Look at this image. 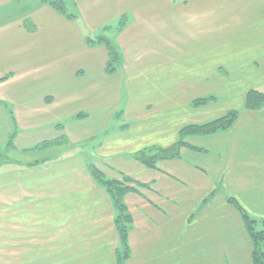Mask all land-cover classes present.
Returning a JSON list of instances; mask_svg holds the SVG:
<instances>
[{"label": "crops", "instance_id": "1", "mask_svg": "<svg viewBox=\"0 0 264 264\" xmlns=\"http://www.w3.org/2000/svg\"><path fill=\"white\" fill-rule=\"evenodd\" d=\"M64 1L75 19L40 0H0V77L13 73L0 84V143L12 130L8 103L18 126V151L63 136L69 147L33 168L0 166V261L11 249L22 256L19 261L33 264L111 256L119 245L113 205L89 173L84 154V145L96 142V151L111 154L109 169L143 185L125 199L134 224L129 235L134 256L127 264L136 259L142 264H253L243 224L237 248L215 247L208 238L175 237L171 231L185 217L209 210L219 202L215 197L237 198L233 188L242 191L239 198L247 192L264 198V107L250 111L241 105L231 129L187 138L194 149L183 148L179 158L160 161L154 169L131 158L135 140L128 136L138 126L144 130L141 112L152 103L163 105L160 136L147 140L152 146L177 143L179 129L171 123L183 121L186 112H192V124L211 121L208 111L189 103L217 95V85L231 86L216 78L217 54L227 55L236 70L264 64V58L248 56L264 54V0ZM16 4L15 15L3 13ZM123 17L128 24L115 41L107 27L113 29ZM243 28L251 33L233 38ZM94 35L114 40L122 59L116 74H106L105 47L87 43ZM237 54L242 59L234 63ZM120 105L130 122L123 129L112 127L113 136L102 140L114 123L107 124L106 114ZM123 133L127 136L120 137ZM89 219L100 221L88 228Z\"/></svg>", "mask_w": 264, "mask_h": 264}, {"label": "rangeland", "instance_id": "2", "mask_svg": "<svg viewBox=\"0 0 264 264\" xmlns=\"http://www.w3.org/2000/svg\"><path fill=\"white\" fill-rule=\"evenodd\" d=\"M24 1H32V0H24ZM14 4V2H12ZM11 3V4H12ZM25 3V2H23ZM19 7V4L14 5L13 7H8L6 9L3 10L4 12L8 13V17L10 18L11 16H13V14L15 15V12L17 11ZM20 9V7H19ZM226 10H229L226 9ZM4 14L3 16L7 15ZM219 15L221 13H218ZM223 14V13H222ZM228 15V13H227ZM1 18V17H0ZM5 20V18H3ZM124 30L122 31H113V33L111 35H113L115 41L117 40V36L122 33ZM237 32L239 35L233 38H241L244 37L248 34H250L251 32H249L247 29L243 28L240 29ZM253 37V36H251ZM91 40H96V36H92L90 37ZM108 39L113 43L114 40H112L111 37H108ZM236 45L238 44L237 41H231V45ZM220 46V45H219ZM256 47V46H255ZM249 59H251V57H259V59L262 57L264 58V54H249ZM242 59V55L237 54L235 57V60L233 61L235 62H239V60ZM232 60L229 59V57H227V55H220L217 54V64L215 66V74H216V78L217 80H229V83L231 84V86H224V85H217L216 86V94L215 96H210L207 97L206 99H208L209 101L206 103V105L203 106H199V107H192V104L196 101H192L190 104V107L192 109H196V110H201V111H208L210 113L211 117H214L211 121L213 120H217L220 119L224 116H226L227 114L233 112V111H238V107H240L241 105L244 104V108L246 106V100H247V95L250 91L253 90H259V92L264 94V85H259L262 82H264V64H261L260 61L258 62V60L254 64V68H250L248 71L246 68H242L239 70H236L235 67L232 65L230 67V63ZM232 62V63H233ZM262 62V61H261ZM229 63V64H228ZM263 63V62H262ZM247 73L246 77L245 74ZM13 73H9L6 74L5 76L0 77V79H4L5 77H9V79L7 81L4 82H8L12 79ZM228 78V79H226ZM4 82H0L4 83ZM229 84V85H230ZM261 86V87H260ZM223 88L228 89L229 91L227 92V94H225L223 92ZM6 106H8V115H9V121L11 123V128L12 130L8 133V135L6 136V138L3 140L2 143H0V166L2 164H7V165H11L12 163L15 164L17 163V165L19 167H23V168H33L36 167L38 164L40 163H44L47 161L48 157H52V155H59L60 152H62L67 147V144L64 146V143H66V139L65 137H61V139L55 140V141H43L39 144H37L36 146L29 148V149H25L22 152L17 150L16 147V138L18 135V126L16 123V119L14 116V112L13 109L10 108V105L8 103H5ZM148 105V103L146 104ZM122 105H120V110L119 111H110L108 112V114H106V122L108 124L109 121V125H111L112 122L113 126L109 127V130H107L104 134H103V139L105 138H110L113 136V129L116 128H120L123 129L124 127H126V125L130 122L128 120H125L123 118V114L124 112H122L121 110H123ZM147 110H152V113H145ZM144 109L142 113V119L143 121H146V123L144 124V126L142 125L141 127L144 128V130H140V126L136 127L135 132L133 131L132 133L135 134H131L128 136V140H135V143L133 144V147L130 149V154H131V158H133V160H135L137 163H139L140 165H142L143 167L147 168V169H152V168H148L147 165L144 164V162H141V160L139 159V157L142 159H147V157L153 156L156 153H159V149H168L173 147L174 145H176L177 143L170 145L168 148H164L161 147L160 145L157 146H152L150 143L147 142V140L149 138H154V137H159L160 134L159 132H157V129L161 128V122H160V113H161V109H163V105L161 103H156V104H149L147 107ZM154 110V111H153ZM184 110H187V106L185 105ZM245 110H247L245 108ZM192 113V112H191ZM191 113H187L183 116V121L180 120H174L171 124L172 126H174L176 129H179L178 131V141L180 140V136H179V132L181 129H183L186 126L189 125H195V124H204V123H208V122H202V123H195L192 124L190 123V121H192V114ZM239 113V112H238ZM79 115L77 116L78 119ZM111 120V121H110ZM236 122V121H235ZM235 122L231 125L230 128H228L225 131H228L229 129H231ZM190 123V124H189ZM170 125V123L168 124ZM63 124H59L56 126L58 133H62L63 132ZM150 127H152L153 129L151 130H155V132H152L150 130ZM130 131V130H128ZM145 133V134H144ZM217 134V133H215ZM212 134V135H215ZM124 137L127 136V134H122L120 135V137ZM211 135H193V136H189L184 138V142L187 138L190 137H208ZM145 140H143V139ZM101 139H99L98 141H100ZM101 140V141H102ZM143 141V143H142ZM91 145V146H90ZM70 146V145H68ZM74 145L70 146L71 148H73ZM87 149L85 154V158L89 161L88 163L90 165H93L103 176V178L106 181L109 182H121L124 183L126 182V179L130 180L126 183H128L129 186H133L136 189L137 188H142L143 185L139 182H137V180L130 178L127 175H120V178H114L113 176L109 175V174H117V171L109 169V167L106 166V164H109L108 162V156H110V153L107 154H103L101 150L96 151V148L94 149V147L96 146V142L93 144H86L84 145ZM189 147H191L190 145H187ZM54 150V153L52 152V149ZM183 148H187V147H182ZM180 149V150H181ZM190 149H194L193 147H191ZM157 151V152H156ZM192 151V150H191ZM102 153V154H101ZM51 155V156H50ZM62 155V154H61ZM170 160H174V159H170ZM161 160H159L158 162H160ZM157 162V163H158ZM97 163V164H96ZM156 163V165H157ZM21 164V165H19ZM155 165V167H156ZM15 166L9 167V168H14ZM110 170V171H109ZM112 172V173H111ZM108 173V175H107ZM118 175V176H119ZM135 193V192H134ZM230 193L236 195L237 198H233V197H227L224 196L221 199H218V197H215L216 201H219L218 203L212 205L210 207V209H205L204 212L201 215H194V217H191L189 220L185 219L182 221L183 223L180 225L179 228H177L176 230H172L171 234L172 236L175 237H183V238H198V239H210L215 241L216 246H220L221 244H226V248H231V245H234L237 248V245L240 244V239H242V233H243V229L241 227V224H243V227L245 228V225L243 223L242 217L239 214V212L237 210H235L230 204H228V200L229 199H234L236 200L237 203H241L242 201V208L245 210V212L248 214V216L255 222H257L256 224V231H260L262 229L261 226V222L264 221V198H255V197H250L249 192L248 195L245 198H239L242 191L240 190V188H233L232 190H230ZM131 194V193H130ZM129 195V194H128ZM127 195L125 196L126 199ZM239 203V205H240ZM113 205V204H112ZM125 205L127 206L126 202ZM15 207V204H14ZM229 207V208H228ZM128 209V207H127ZM129 211V209H128ZM113 212H114V219H115V210L113 208ZM130 213V211H129ZM131 214V213H130ZM132 216V215H131ZM196 217H198V223L196 224V226L192 227L191 222H193L194 220H196ZM133 220V217H132ZM100 220H88V228L94 227L96 225V222H99ZM134 225V224H133ZM133 229V228H132ZM246 230V228H245ZM116 232V229H115ZM247 232V231H246ZM117 233V232H116ZM130 235V234H129ZM248 235V233H247ZM249 237V235H248ZM250 239V237H249ZM252 244V242H251ZM230 245V246H228ZM252 250H253V245H252ZM18 251H16L15 249H11V250H7L6 254L8 255L6 258L2 257V260L0 261V264H33L31 262H21L19 260H21L22 256L19 255L17 253ZM122 253L123 254V249L121 248L120 245V241H119V245L114 249V252H112L111 256L108 255H103L104 259L99 260L96 259H91L89 258V261L84 262V263H75V262H53V263H34V264H119L118 262V254ZM252 253V251H251ZM129 258L121 264H127V262H129L130 260L133 259V250L131 248V244L129 241ZM90 255V252H89ZM17 256V259H15ZM112 257V258H110ZM5 259V261H4ZM112 259V260H111ZM11 260V261H10ZM18 260V261H17ZM114 260V261H113ZM134 264H142V261H140V259H136L134 260Z\"/></svg>", "mask_w": 264, "mask_h": 264}, {"label": "trees", "instance_id": "3", "mask_svg": "<svg viewBox=\"0 0 264 264\" xmlns=\"http://www.w3.org/2000/svg\"><path fill=\"white\" fill-rule=\"evenodd\" d=\"M40 3L47 5L53 11L65 17L66 19L72 20L76 18L74 14L68 11L64 0H40ZM127 24L128 22L126 17H123L119 20V23L116 27L113 29L112 27H107V30L122 31L127 26ZM87 43L89 45H103L105 47L108 55L106 74L109 76L116 74L122 65V59L113 43L106 37L97 38L95 41L88 39ZM8 79L9 77H5L4 79H0V82L7 81ZM208 101L209 100L206 98L196 100L192 104V107L206 105ZM262 107H264V94L257 90L250 91L247 95L245 108L250 111H255L261 109ZM238 114V111H233L220 119L213 120L208 123L186 126L180 130V140L176 145L168 149H159V153L147 157V159H141L140 157L139 159L141 162H144L148 168L154 169L156 163L159 160L163 161L179 158L180 149L182 147L191 148L186 145L184 138L193 135H212L225 131L236 121ZM84 116L85 115H79L78 118L81 119L84 118ZM87 167L94 181L107 193L113 204V208L115 210L114 226L120 241L121 248L124 251L123 254L119 252L118 262L119 264L124 263L129 258V234L133 228L132 216L125 205V196L136 192L137 189L133 186H129L128 183H126L130 181L128 179H126V182L124 183L109 182L103 178L102 174L93 165L88 164ZM228 201V204L235 208L241 215L246 231L252 242V263L264 264V221L261 222L262 229L260 231H256L255 227L257 222L253 221L248 216V214L239 205V203L236 202V200L229 199Z\"/></svg>", "mask_w": 264, "mask_h": 264}]
</instances>
